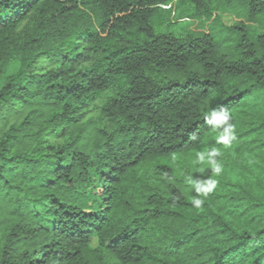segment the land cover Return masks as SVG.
I'll return each instance as SVG.
<instances>
[{
    "label": "trees",
    "instance_id": "trees-1",
    "mask_svg": "<svg viewBox=\"0 0 264 264\" xmlns=\"http://www.w3.org/2000/svg\"><path fill=\"white\" fill-rule=\"evenodd\" d=\"M0 264H264V0H0Z\"/></svg>",
    "mask_w": 264,
    "mask_h": 264
},
{
    "label": "clouds",
    "instance_id": "clouds-1",
    "mask_svg": "<svg viewBox=\"0 0 264 264\" xmlns=\"http://www.w3.org/2000/svg\"><path fill=\"white\" fill-rule=\"evenodd\" d=\"M214 120H215V125L216 126H220L221 124H226L227 125V121H228V115L226 112L222 113L219 116H216L215 111L212 113ZM233 129L232 125H227L225 131L227 133H231ZM220 139L224 142H227L228 140V136H221ZM219 153L216 152L215 150H213V153H211L209 155V160L211 161V155H218ZM201 159H204L203 154L200 155ZM212 162V170L214 173H216L217 175L221 172V166L214 162ZM197 193L203 194L204 196H206L210 191H212V189L215 187V181L214 180H207V181H192ZM203 200L200 198H193V205L196 207H199L203 204Z\"/></svg>",
    "mask_w": 264,
    "mask_h": 264
},
{
    "label": "rangeland",
    "instance_id": "rangeland-1",
    "mask_svg": "<svg viewBox=\"0 0 264 264\" xmlns=\"http://www.w3.org/2000/svg\"><path fill=\"white\" fill-rule=\"evenodd\" d=\"M190 22H192V21H190ZM223 22L226 25H232L234 23V19L231 16L223 15ZM177 24H175L176 26L168 27V28L167 27H164V28L157 27L156 30L161 31V32L171 31L172 33H175L177 35L188 25V21L187 20L181 21L178 25ZM192 24H193L192 30H195L197 23L194 22ZM13 70H16L15 66H12L10 68V71H13ZM93 246H96V243H94Z\"/></svg>",
    "mask_w": 264,
    "mask_h": 264
}]
</instances>
